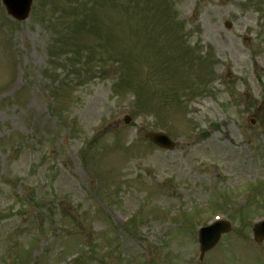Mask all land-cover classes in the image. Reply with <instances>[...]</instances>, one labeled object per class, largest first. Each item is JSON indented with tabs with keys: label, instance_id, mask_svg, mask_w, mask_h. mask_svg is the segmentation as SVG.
<instances>
[{
	"label": "rangeland",
	"instance_id": "374dc122",
	"mask_svg": "<svg viewBox=\"0 0 264 264\" xmlns=\"http://www.w3.org/2000/svg\"><path fill=\"white\" fill-rule=\"evenodd\" d=\"M263 183L264 0H0V264H263Z\"/></svg>",
	"mask_w": 264,
	"mask_h": 264
},
{
	"label": "water",
	"instance_id": "95a60500",
	"mask_svg": "<svg viewBox=\"0 0 264 264\" xmlns=\"http://www.w3.org/2000/svg\"><path fill=\"white\" fill-rule=\"evenodd\" d=\"M9 13L19 20H24L27 18L32 0H4ZM129 117L126 118V122H129ZM151 140L159 145L160 147H165L172 149L175 146V143L172 142L167 136L163 134H150ZM259 225L258 227H260ZM229 225L227 223H222L221 225L215 226L212 231L203 232V251L211 249L219 240L222 232L229 230ZM257 239H260L264 236V232L261 228L256 230Z\"/></svg>",
	"mask_w": 264,
	"mask_h": 264
},
{
	"label": "flooded vegetation",
	"instance_id": "af4514ba",
	"mask_svg": "<svg viewBox=\"0 0 264 264\" xmlns=\"http://www.w3.org/2000/svg\"><path fill=\"white\" fill-rule=\"evenodd\" d=\"M263 243H264V241H263ZM200 262H202V259L200 260ZM199 263V262H198Z\"/></svg>",
	"mask_w": 264,
	"mask_h": 264
}]
</instances>
